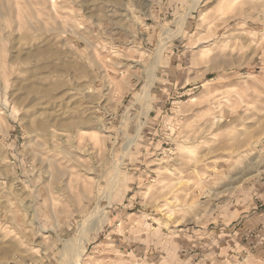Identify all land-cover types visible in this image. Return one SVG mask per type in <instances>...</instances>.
<instances>
[{"label": "rangeland", "instance_id": "rangeland-1", "mask_svg": "<svg viewBox=\"0 0 264 264\" xmlns=\"http://www.w3.org/2000/svg\"><path fill=\"white\" fill-rule=\"evenodd\" d=\"M76 239L264 264V0H0V264Z\"/></svg>", "mask_w": 264, "mask_h": 264}, {"label": "bare ground", "instance_id": "bare-ground-1", "mask_svg": "<svg viewBox=\"0 0 264 264\" xmlns=\"http://www.w3.org/2000/svg\"><path fill=\"white\" fill-rule=\"evenodd\" d=\"M168 31V30H167ZM169 32V31H168ZM168 34V33H167ZM166 34V35H167ZM170 34V33H169ZM166 38V37H165ZM150 70V69H149ZM148 70V71H149ZM152 74V73H151ZM145 90V89H144ZM148 92H149V90H148ZM262 173V171L261 170H258V171H256L255 173H252L251 174V176H254V177H258L260 174ZM111 189V188H110ZM105 195H107V194H105ZM109 196H110V194H109ZM106 197V196H105ZM101 210V209H100ZM106 210V209H105ZM97 211V210H96ZM91 213H93V212H91ZM99 215V214H98ZM101 216H100V218L97 220V221H95V223H93V228H96V227H98L97 225H98V223H100V222H102V223H105L104 221H105V219L107 218V215H106V211H104L103 210V212L100 214ZM95 217V216H94ZM97 217V216H96ZM95 217V218H96ZM91 221H92V219H91ZM90 221V222H91ZM88 223V222H87ZM100 227V226H99ZM85 226L83 227V228H81V232H83L85 229ZM80 229V228H79ZM97 229V228H96ZM93 231V230H92ZM87 234H89V233H86V235ZM84 235H85V233H84ZM84 235H83V240H84ZM82 237V236H81ZM76 238V237H75ZM81 239H79V240H77L76 239V243H72L71 241L70 242H68L69 243V251H71L72 252V255H73V262H74V264H81V261L84 259V257H85V254H84V250H82L79 246L80 245H82L81 243H79L78 241H80ZM82 240V241H83ZM67 243V244H68ZM85 243H87V242H85ZM84 243V244H85ZM75 244H76V247H74L75 246ZM78 244V245H77ZM67 246V245H66ZM68 249V248H67ZM66 252H67V250H66ZM71 252H69V253H71ZM84 262V261H83Z\"/></svg>", "mask_w": 264, "mask_h": 264}]
</instances>
